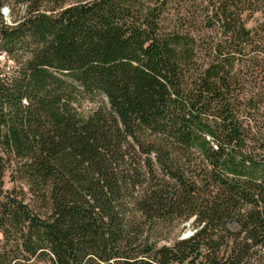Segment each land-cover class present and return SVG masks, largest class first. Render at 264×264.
<instances>
[{
  "label": "trees",
  "instance_id": "1",
  "mask_svg": "<svg viewBox=\"0 0 264 264\" xmlns=\"http://www.w3.org/2000/svg\"><path fill=\"white\" fill-rule=\"evenodd\" d=\"M69 1L0 0V264H264V0Z\"/></svg>",
  "mask_w": 264,
  "mask_h": 264
},
{
  "label": "rangeland",
  "instance_id": "2",
  "mask_svg": "<svg viewBox=\"0 0 264 264\" xmlns=\"http://www.w3.org/2000/svg\"><path fill=\"white\" fill-rule=\"evenodd\" d=\"M74 2V0L69 1V3ZM68 3V4H69ZM259 5V4H258ZM257 6V5H256ZM259 7V10H257L256 12L254 11V13H252V15L249 12H244L242 14V20L245 22L246 28L247 29H254V27L257 26H264V5H259L257 6ZM1 14H3V17L6 21V23L10 26L12 25L11 23L13 22L12 20V16L10 14V10L9 8L5 7ZM213 32V31H212ZM211 35H214V33H212ZM212 38L214 39V37L212 36ZM219 41V39H218ZM233 54V53H232ZM229 57L233 59L234 61V67H233V71L232 74L236 73L238 75L241 74V82L240 84L238 83V86L235 87L236 89L234 90V95L236 94L235 99L241 100L242 97L245 95V91H252L254 93L256 92H262V88L264 85V62L263 60H259L257 64L261 65L259 66L257 70L250 72L249 74H246V71L244 70V64L242 63L243 60H241L238 55L236 54L231 55V53L229 54ZM5 59L2 57V62ZM199 62L201 63V65H206V63H209L208 61L205 62V60H199ZM8 65L11 66V63H9ZM9 69V68H8ZM242 89V91H241ZM246 89V90H245ZM248 95L250 96L249 92ZM92 104H86L83 106V111H88L89 109H92ZM243 115V113H242ZM264 119V100L261 102L260 104V110L256 113V114H251V116H247V118H245L243 121V127L248 128L249 130L255 132L257 130V128H259L264 122H262ZM195 165H197V163H194ZM194 164V167H196ZM198 166V165H197ZM197 174L198 172L195 173L194 176H191L193 179H198L197 178ZM189 175H187L188 177ZM186 177V178H187ZM5 187L6 188H12L13 185L9 182V178H8V174L5 177ZM171 222L168 223H163L162 224V228L163 231L160 235H158L157 237V241H158V245L159 246H171L175 243V241H179V240H186V238H188L189 236H191L193 233L197 232V227L199 224V221L196 219V217H188V219H184V218H174L169 220ZM229 228L230 231L232 232H238L239 231V227L237 226V224L235 222H230L229 223ZM192 233V234H191ZM186 237V238H185ZM36 264H43L42 262H38Z\"/></svg>",
  "mask_w": 264,
  "mask_h": 264
},
{
  "label": "bare ground",
  "instance_id": "3",
  "mask_svg": "<svg viewBox=\"0 0 264 264\" xmlns=\"http://www.w3.org/2000/svg\"><path fill=\"white\" fill-rule=\"evenodd\" d=\"M191 234H192V233H191ZM189 237H191V236H189ZM189 237H188V238L185 237V238H186V239H189Z\"/></svg>",
  "mask_w": 264,
  "mask_h": 264
}]
</instances>
